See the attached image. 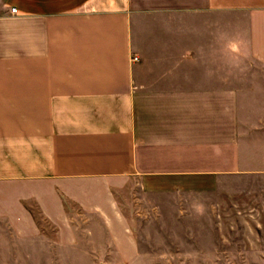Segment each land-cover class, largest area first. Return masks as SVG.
Here are the masks:
<instances>
[{
  "label": "crops",
  "instance_id": "crops-1",
  "mask_svg": "<svg viewBox=\"0 0 264 264\" xmlns=\"http://www.w3.org/2000/svg\"><path fill=\"white\" fill-rule=\"evenodd\" d=\"M249 176L264 0H0V264H62L78 219L128 233L126 201L220 227Z\"/></svg>",
  "mask_w": 264,
  "mask_h": 264
},
{
  "label": "rangeland",
  "instance_id": "rangeland-1",
  "mask_svg": "<svg viewBox=\"0 0 264 264\" xmlns=\"http://www.w3.org/2000/svg\"><path fill=\"white\" fill-rule=\"evenodd\" d=\"M234 186L236 204L221 210L217 228L187 227L195 222L169 213L133 217L129 201L128 233L94 219L90 234L78 219L77 236L62 238V264H264V177L235 178Z\"/></svg>",
  "mask_w": 264,
  "mask_h": 264
},
{
  "label": "built area",
  "instance_id": "built-area-1",
  "mask_svg": "<svg viewBox=\"0 0 264 264\" xmlns=\"http://www.w3.org/2000/svg\"><path fill=\"white\" fill-rule=\"evenodd\" d=\"M15 9H16L15 7H12V10H13V11H15Z\"/></svg>",
  "mask_w": 264,
  "mask_h": 264
}]
</instances>
